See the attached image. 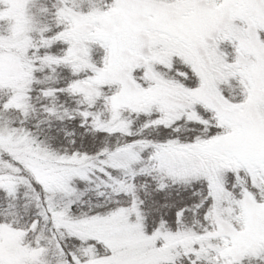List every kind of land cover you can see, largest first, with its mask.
Instances as JSON below:
<instances>
[{
  "label": "snow or ice",
  "instance_id": "obj_1",
  "mask_svg": "<svg viewBox=\"0 0 264 264\" xmlns=\"http://www.w3.org/2000/svg\"><path fill=\"white\" fill-rule=\"evenodd\" d=\"M0 264H264V0H0Z\"/></svg>",
  "mask_w": 264,
  "mask_h": 264
}]
</instances>
